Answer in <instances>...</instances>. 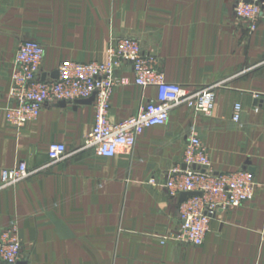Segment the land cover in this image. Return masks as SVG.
I'll return each instance as SVG.
<instances>
[{
  "label": "crops",
  "instance_id": "0c3cea01",
  "mask_svg": "<svg viewBox=\"0 0 264 264\" xmlns=\"http://www.w3.org/2000/svg\"><path fill=\"white\" fill-rule=\"evenodd\" d=\"M262 1V18L249 32L234 18L233 0H0V169L25 162L33 172L0 190V231L16 228L18 264H264ZM124 37L156 59L167 83L214 87L210 116L177 106L165 125L145 129L113 158L84 146L92 103L45 104L21 128L7 123L19 43L43 46L39 79L52 80L62 62L104 63L111 42ZM116 75L127 79L109 99L110 120L120 123L155 101L157 90L137 87L129 63ZM192 133L214 174L245 170L255 184L252 200L211 219L200 246L166 239L180 220L178 197L164 184L188 168L182 155ZM51 143L63 144L67 156L51 163Z\"/></svg>",
  "mask_w": 264,
  "mask_h": 264
},
{
  "label": "built area",
  "instance_id": "2783aa9c",
  "mask_svg": "<svg viewBox=\"0 0 264 264\" xmlns=\"http://www.w3.org/2000/svg\"><path fill=\"white\" fill-rule=\"evenodd\" d=\"M233 16L247 24L253 32L263 15L262 0H233ZM44 55L43 46L33 40L18 44L14 54L9 91L12 107L6 110L7 123L21 128L37 119L45 104L64 102L72 104L94 96L92 106L95 121L84 137V146L95 155L113 158L121 151H130L141 133L151 127L163 126L170 111L185 105L195 114L210 116L215 100L214 87L188 91L176 84L167 83L157 68L156 59L142 52L139 42L132 38L114 39L106 50V61H66L58 65L57 78L39 79ZM129 63L133 82L141 88L154 87L156 100L142 104L138 112L126 120L115 123L109 117V99L117 86L127 84L125 77L116 71ZM241 106L235 104L232 121L239 123ZM51 163L67 156L65 146L51 143L47 151ZM182 162L185 170H174L165 181L167 194L176 198L182 193H197L187 197L177 207L180 220L179 230L173 239L185 244L200 246L209 230V223L220 211L232 210L253 199L254 181L252 174L239 170L228 174H214L206 148L199 137L189 135L184 147ZM206 167L204 171L189 167ZM33 172L25 162L12 168L0 169V190L12 187L25 180ZM21 245L14 226L0 231V264H18Z\"/></svg>",
  "mask_w": 264,
  "mask_h": 264
},
{
  "label": "water",
  "instance_id": "95a60500",
  "mask_svg": "<svg viewBox=\"0 0 264 264\" xmlns=\"http://www.w3.org/2000/svg\"><path fill=\"white\" fill-rule=\"evenodd\" d=\"M56 78H57V72L53 75V79H56ZM41 80L44 81V77L43 76H42ZM93 100H94V96H92V97H90L89 99H86V100L75 101L74 104L75 105L80 104V103L91 104L93 102ZM59 104L60 105H65L64 102H59ZM192 169L204 171L206 169V167L192 166ZM194 195H198V194L197 193H182L178 197V203H181L187 197L194 196Z\"/></svg>",
  "mask_w": 264,
  "mask_h": 264
}]
</instances>
